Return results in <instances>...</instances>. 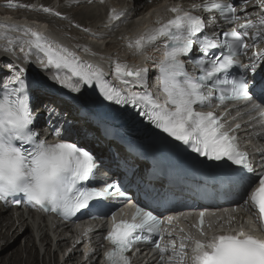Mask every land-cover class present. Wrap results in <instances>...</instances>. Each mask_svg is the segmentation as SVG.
<instances>
[{
	"label": "snow or ice",
	"instance_id": "1",
	"mask_svg": "<svg viewBox=\"0 0 264 264\" xmlns=\"http://www.w3.org/2000/svg\"><path fill=\"white\" fill-rule=\"evenodd\" d=\"M258 2L264 9V0ZM193 9L208 13L216 11L226 21L239 19L236 6L225 0H206L202 5H193ZM42 10L51 11L48 8ZM170 11L176 14L174 18L166 22L157 21V26L128 45L140 53L161 38L167 39L163 59L158 65V79L165 95L163 103L147 90V69L116 63L114 71L123 84L144 87L139 93L124 92L112 85L103 71L81 61L68 48L32 28L3 25L10 31H22L23 36L12 37L4 32L0 33V39L7 41L4 45L6 52L19 48L25 62H30V57L35 56L46 70H53L52 79L71 91L79 92L81 84H95L106 100L139 107L141 114L156 128L182 142L194 153L211 161H223L220 166L225 169L224 178L238 186L243 206L264 224V168L257 172L248 154L241 149L235 134L241 125L228 129L222 122V116L197 110L211 107L212 100L224 104L226 101L252 99L245 75L235 77L232 71L248 67L255 71L257 63L264 61V54L261 53L254 54L250 65H243L239 60V56L246 55L249 47L245 42L248 29L257 25L249 20L240 25V30L232 28L224 31L217 39L215 34L209 36L204 33L206 25L202 17L179 5L170 6ZM212 22H215L214 19ZM261 23H264V16ZM262 37L264 33L257 31L253 40ZM193 51H197L198 55L189 62L200 70L196 76L189 74L184 62V58ZM23 72L21 68L0 86V200L7 202L12 197L17 204L26 200L32 207L39 206L44 211L73 216L89 208L92 202L109 198L113 189L117 195L124 196L120 187L114 184L102 189L83 186V182L92 180L97 167L96 158L90 150L65 138L55 143L39 138L28 100L29 86L22 78ZM127 77L135 79L129 81ZM259 87L264 93V81ZM213 91L217 93L215 96ZM259 98L264 101V95ZM259 107L253 105V109ZM53 132L61 135L55 127ZM199 216L197 230L203 236L205 213L202 211ZM233 219L229 217L228 222ZM112 221V229L106 239L111 241L113 248L105 254L106 264H131L126 254L140 242H150L160 248L161 259L171 246L170 264L173 259L184 264L188 241L192 244L191 264H264V239L242 230L216 233L206 240L184 236L180 238L177 250L175 240L170 239L169 245L161 247L159 240L153 239L154 236L163 239L160 233L162 221L143 206H136L130 221L117 222L114 213Z\"/></svg>",
	"mask_w": 264,
	"mask_h": 264
},
{
	"label": "bare ground",
	"instance_id": "2",
	"mask_svg": "<svg viewBox=\"0 0 264 264\" xmlns=\"http://www.w3.org/2000/svg\"><path fill=\"white\" fill-rule=\"evenodd\" d=\"M166 1L167 0H160V3L156 6L142 11L140 8L151 6L144 0L142 4L138 2V10L134 9L135 2L128 0H106V3H104L103 0H91L93 5L91 2H88L87 5H92V8L90 11L82 12L83 19L80 21V24H61L62 22L58 23L55 19L47 20V17H29L26 16V13L19 14L20 17H13L11 13L0 12V33L8 32L12 37H20L23 36L22 31H10L3 27V25H14L19 28H32L35 31H43L39 30L44 29L43 24H49L54 30V33L52 35L46 34V36L51 40L68 48L69 51L75 53L81 61L92 64L95 68L103 71L106 79L119 90L124 92H135L139 85L126 86L123 84L115 74V64L120 63L122 65H127L129 68H147L149 72L152 71L153 66L156 65L158 61L157 54L154 51L162 40L160 39L154 47H146L140 53H138L134 47H129L128 45L130 42H134L136 38L146 33L149 27L151 29L157 26V21L164 22L170 18H174V15L165 14L163 10V5ZM196 1L197 0L194 2ZM84 2L85 0H73L72 3H68L67 5L76 8V6H79L81 3L84 4ZM80 6L83 7V5ZM79 9V7L76 8V10ZM64 11L66 12V10L62 8V10L58 12L60 15L56 16L61 18V20L67 19L68 21H72L69 16L62 14ZM79 13L81 14V12ZM91 19L98 20L99 24H83L85 20ZM98 28L102 30L99 31L97 30ZM107 39L109 41L104 45V49L101 51L104 41ZM6 43V40L0 39V64L6 66V73H4V75L2 74V77L9 78L23 68L24 72L22 74L27 73L32 75L37 87H41L44 91L52 93L50 98L48 95L43 96L37 89L35 91L37 103L46 99V102L51 104V106H49L50 109H56V111H62L63 109L72 110L73 105L63 103L62 98L59 96L61 93H64L75 100L84 102L87 106L92 104V101L85 96L81 87L79 92L71 91L69 88L52 79L53 71L50 69L46 70L44 66L36 60L35 56L30 57V62H25L23 53L19 51V48H16L15 51L12 52H6L4 50V45ZM85 45L90 47V51L85 48ZM13 65H15V67H13ZM2 79L4 78H1V80ZM128 80L132 81L134 78H129ZM56 96H59L60 99L56 98ZM50 112H52V110H50ZM75 115L77 116V113L73 112L74 118L76 117ZM246 119L251 122L252 136L264 132V119L258 114H250ZM98 151H100V148ZM29 228L26 219L20 216L14 218L13 214L0 213V264H37L39 262L35 251L33 236H27L29 235L27 234ZM40 228L41 225H38L37 229L40 230ZM64 233V231L58 233L56 238L58 242L55 244V246H57L55 248L56 252L53 253V258H56V264H59L60 253H62L64 248L68 245V239L66 237L63 238ZM20 239H25L24 244L22 246L18 245V248L16 247L14 250L8 252L7 249L13 246V244H19ZM45 241L49 242L46 243L45 254H49L53 243L48 235L45 236L44 240H41V242ZM10 242H13L12 245H10ZM78 260V254L71 255L63 264H78ZM42 263L46 264L44 259Z\"/></svg>",
	"mask_w": 264,
	"mask_h": 264
},
{
	"label": "rangeland",
	"instance_id": "3",
	"mask_svg": "<svg viewBox=\"0 0 264 264\" xmlns=\"http://www.w3.org/2000/svg\"><path fill=\"white\" fill-rule=\"evenodd\" d=\"M42 1H43V4H46V3H50L52 0H42ZM71 1L72 0H62L59 3V8H58L59 10L56 13L60 12L62 10V8H63V9L66 10V12L64 11L65 13L63 12L62 14L63 15H66V16H69V18H71L72 21H68L67 19H64V20L62 19L61 20V18L57 17L56 14H51L50 16H53L54 17L53 19H55L56 21H58V23H61L62 22L61 24H77V23L80 24V21H82V19H83L82 12L90 11V9L92 8L93 3L91 2V0H85L84 4L81 3V4H79V6H76V8H78V7L80 8L79 10H76V8H74L73 6L67 5V3L71 2ZM144 1L147 2V3H149L151 6H147L145 8H142V10L150 9L153 6H156L158 4V1L159 0H155V1L154 0H144ZM0 2L4 4V7H9L8 5L11 4V5H13L12 8L14 7V8L20 9V11H25L26 9H33V8H35L36 4H38L40 2V0H37L36 2H35V0H0ZM88 2H91L92 5L91 6L87 5ZM141 4H142V1H141ZM80 5H83L84 8L82 6H80ZM135 6L138 7V3H137V5L135 4ZM79 12H81V14ZM91 20L94 21L95 19H91ZM91 20H85L83 22V24H90V23L93 22ZM97 30H100V29H97ZM27 223L29 224V227H30L29 228V231L27 232V234H29V235H27V236L28 237H30L31 235L32 236H34V235L35 236H38L36 234L37 228L34 225H31L29 221H27ZM46 235H47L46 234V230L43 229V231L41 232V240H44V238H45ZM51 237H53V236H49L50 239H51ZM41 240L39 242L37 241L38 244H37V242L34 243V245H35V251H36V254L38 256V261H39L37 264H43L42 263L43 259H44V261H45L46 264H56V258L55 259L53 258V253L56 250L53 251V245L51 247L50 253L49 254H45L46 243H49V242L48 241L47 242L46 241L45 242H41ZM24 241H25V239H20L19 240V244H13V246H11L10 248H8L7 251L9 252V251L14 250L18 245L19 246H22L24 244ZM12 243L13 242H10V245H12Z\"/></svg>",
	"mask_w": 264,
	"mask_h": 264
}]
</instances>
